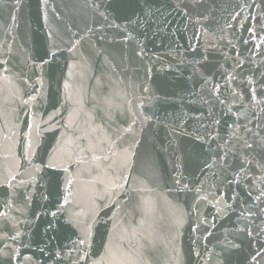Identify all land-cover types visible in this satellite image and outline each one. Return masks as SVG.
Returning a JSON list of instances; mask_svg holds the SVG:
<instances>
[{"label":"water","instance_id":"obj_1","mask_svg":"<svg viewBox=\"0 0 264 264\" xmlns=\"http://www.w3.org/2000/svg\"><path fill=\"white\" fill-rule=\"evenodd\" d=\"M0 264H264V0H0Z\"/></svg>","mask_w":264,"mask_h":264}]
</instances>
